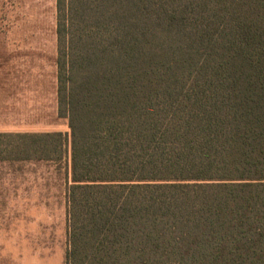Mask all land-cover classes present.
I'll list each match as a JSON object with an SVG mask.
<instances>
[{
  "label": "trees",
  "instance_id": "1",
  "mask_svg": "<svg viewBox=\"0 0 264 264\" xmlns=\"http://www.w3.org/2000/svg\"><path fill=\"white\" fill-rule=\"evenodd\" d=\"M56 116L0 160L66 163L65 264H264V0H56Z\"/></svg>",
  "mask_w": 264,
  "mask_h": 264
},
{
  "label": "rangeland",
  "instance_id": "2",
  "mask_svg": "<svg viewBox=\"0 0 264 264\" xmlns=\"http://www.w3.org/2000/svg\"><path fill=\"white\" fill-rule=\"evenodd\" d=\"M56 0H0V132L67 131L56 116ZM66 163L0 160V264H65Z\"/></svg>",
  "mask_w": 264,
  "mask_h": 264
}]
</instances>
